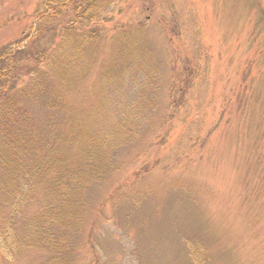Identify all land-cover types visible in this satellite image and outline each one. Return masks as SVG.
Returning a JSON list of instances; mask_svg holds the SVG:
<instances>
[{
  "label": "rangeland",
  "instance_id": "obj_1",
  "mask_svg": "<svg viewBox=\"0 0 264 264\" xmlns=\"http://www.w3.org/2000/svg\"><path fill=\"white\" fill-rule=\"evenodd\" d=\"M48 2L0 0V49L30 37ZM80 5L78 18L72 1L58 8L53 27L69 20L97 43L59 81L48 74L78 116L89 113L87 130L101 125L116 145L112 172L84 188L78 233L65 234L73 264H264V0ZM51 35L41 44L55 57ZM42 96L26 102L28 122L67 135L75 112ZM36 182L15 218L21 240L0 264L53 261L29 242Z\"/></svg>",
  "mask_w": 264,
  "mask_h": 264
},
{
  "label": "trees",
  "instance_id": "obj_2",
  "mask_svg": "<svg viewBox=\"0 0 264 264\" xmlns=\"http://www.w3.org/2000/svg\"><path fill=\"white\" fill-rule=\"evenodd\" d=\"M68 1L75 3V10L81 8V12L76 11V18L87 13V6L80 4L88 0H49L37 16L34 33L24 37L23 40H28L26 45L20 49L23 40H19L14 47L0 49V250L7 258L12 257L13 245L21 240L16 234L15 218L32 202L33 185L41 181V207L26 220L31 231L29 242L48 247L53 254L51 264H73L65 234H73L82 224L84 188L109 175L115 164L112 153L116 143L114 137H109L113 135L101 125L88 131L89 113H85L87 118L83 114L78 116L75 112L78 107L65 100L64 93L48 74V70L54 72L59 81L62 75L66 76L73 55L97 43L95 33L73 31L74 22L69 20L61 22L58 28L53 27L52 18L60 15L58 8ZM55 31L60 34V40L54 49L57 56L53 57L41 39L50 32L53 38ZM24 75L30 78L24 81ZM38 76L41 79L37 81ZM42 95L47 97L50 109L75 112L73 127L67 135H55L52 125L50 134L47 126L34 128L28 122L26 102L38 98L44 104ZM79 120L83 122L79 124ZM44 133L47 138L43 137ZM5 208L7 216L2 214Z\"/></svg>",
  "mask_w": 264,
  "mask_h": 264
}]
</instances>
